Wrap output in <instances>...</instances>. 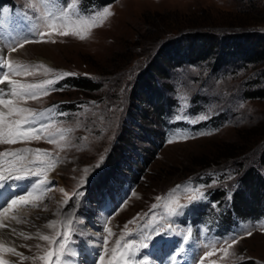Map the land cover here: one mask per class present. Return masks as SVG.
<instances>
[{
    "label": "rangeland",
    "instance_id": "obj_1",
    "mask_svg": "<svg viewBox=\"0 0 264 264\" xmlns=\"http://www.w3.org/2000/svg\"><path fill=\"white\" fill-rule=\"evenodd\" d=\"M106 6L114 15L92 29L87 39L55 35V43H30L11 54L29 64L43 63L75 73L56 85L64 90L27 104L37 112L56 106L54 112L45 114V122L55 121L50 129L53 132L72 129L68 147L61 150L43 139L0 145V151L46 149L58 159L57 167L48 172L52 190L40 207L19 210L28 221V234L49 219H59L53 213L68 199L64 211L76 208L72 249L78 255L71 261L98 264L99 245L107 235L103 231L106 221L113 232L107 245L110 253L124 233V225L138 213H149L151 205L158 203L157 196L164 198L155 210L159 219L169 199L188 203V189L215 181L214 186L204 189L206 199L189 204L182 215L173 218L181 231L190 226L193 232L190 247L186 245V253L177 258L179 264H199L197 257L203 254L204 243L245 228H252L253 235L234 245L229 255L216 252L205 264L212 260L216 264H264V229L257 227L264 223V187L254 183L250 188L240 178L253 167L264 180V163L260 161L264 152V97L245 94L264 86V55L251 62L232 52L227 61L217 64V50L194 59L186 42L181 50L174 47L169 58L159 55L164 44L176 36L185 39L204 33L222 36L253 31L264 43V0H82L80 5L88 12ZM25 11V0H0V44L13 29L21 27ZM154 60L167 74L157 81L149 70L156 83V89H151L141 82ZM53 75L39 68L35 75L13 78L37 83ZM83 78L96 82L97 87L75 86L74 80ZM201 115L208 119L190 122ZM185 134L195 138L168 143ZM64 143L58 139L59 145ZM32 159L35 154H29ZM85 168L90 170L87 176ZM33 179L15 183L29 186ZM82 179L85 183L81 187ZM177 185L180 188L169 198L168 193ZM77 191L83 194L73 195ZM142 223L129 224L128 229L139 235ZM28 240L27 244L22 242L31 246L25 247L24 255H42L47 242ZM154 240L148 249L141 250L149 254V264H172L181 237L169 232L163 239L154 236ZM5 258L18 260L9 254ZM22 264L42 262L25 260Z\"/></svg>",
    "mask_w": 264,
    "mask_h": 264
},
{
    "label": "snow or ice",
    "instance_id": "obj_2",
    "mask_svg": "<svg viewBox=\"0 0 264 264\" xmlns=\"http://www.w3.org/2000/svg\"><path fill=\"white\" fill-rule=\"evenodd\" d=\"M28 11H25L21 21V27L13 29V33L0 44V145H13L18 142H30L45 140L49 144H57L58 147H68L71 143L69 134L71 128L58 129L53 132L50 129L55 121L45 122L46 113L55 111L56 106L45 109L44 112H37L35 109L28 107L29 100H37L41 96H47L54 91H62L63 87L57 88L56 85L67 77L75 75L66 71H59L40 63L33 65L18 60L11 56L12 53L23 49L25 45L30 43L51 42L56 40L53 36H73L79 40H85L91 35V30L100 27L114 13L110 7H104L100 11L88 12L82 9L80 5L82 0H25ZM43 68L45 73H53L51 79H44L37 83L26 82L23 79H15L13 77H27L35 75V70ZM66 115V113H59ZM181 119V116H177ZM206 115H201L197 119L190 121L197 123L200 120H206ZM211 133H199V135H209ZM188 135L173 137L168 143L177 142L179 139L187 140ZM59 141L65 143L61 146ZM29 154H35V159L29 160ZM104 156L100 157L102 162ZM58 165V159L52 156V153L46 149L17 148L14 150L0 151V264H22L25 260H39L42 264H70L73 257L78 253L72 249V236L76 233L74 226V217L76 208L73 207L67 212L64 208L68 205V199H65L53 216L59 219H49L42 226L43 229L51 230L50 234H44L41 228H37L34 234H26L23 231L17 232L10 222L15 224L28 223L20 214L21 208L31 207L39 208L46 198V193L52 190V181L48 178V172L54 170ZM99 167V163L95 166ZM85 176L90 171L88 168L84 170ZM23 173V174H20ZM29 186H23L19 181L29 179ZM15 191H11L10 195L6 194L7 189L13 187ZM85 180L80 181L79 186H83ZM212 185L197 186L188 189V203H180L179 198L169 199L163 204L165 213L157 219L155 210L161 207L159 202L163 197L157 196L155 199L158 203H153L149 213L143 215L137 214L132 220L124 225V233L115 241V246L109 250L107 245L109 237L113 235L112 229L108 226L110 221H106L103 227L104 233L107 235L102 237V244L99 245L101 251L97 253L98 264H149V254H143L142 249H148L150 244H154V236L163 239L164 235L171 232L173 235H179L181 240L176 244L175 256H173L172 264H179L178 257L187 251L186 245L190 247V239L193 235L192 228L189 226L181 231L173 218H178L183 214V210L198 200L207 198L204 190ZM7 185V189H5ZM180 185L172 189L168 193L171 198L176 193ZM63 191V190H61ZM83 193L77 191L73 195L79 197ZM70 199V198H69ZM79 200H76V204ZM127 204V198L123 201ZM215 207V204H213ZM47 210V205H44ZM10 213H14L9 215ZM151 213V215H150ZM142 221V230L137 235L133 230L128 229L129 224H136ZM264 229V223L257 225ZM150 229V232L148 231ZM253 235L252 228H245L242 232L232 234L220 240H212L202 245L203 254L198 256L199 264H205L207 258L212 257L216 252H223L225 256L229 255V250L233 249L240 240L246 236ZM8 236H19L23 239L37 238L40 241L47 242V247L43 249L42 255L26 256L17 250L15 242L13 246H7L6 239ZM131 237V238H127ZM127 238V239H126ZM226 245V247H225ZM21 247H31L28 245H20ZM37 249H41L40 244H36ZM5 254L17 259H6ZM235 255V253H232ZM107 256V259H106ZM141 256L142 258H137ZM243 259V257H240ZM211 264H216L212 260Z\"/></svg>",
    "mask_w": 264,
    "mask_h": 264
},
{
    "label": "trees",
    "instance_id": "obj_3",
    "mask_svg": "<svg viewBox=\"0 0 264 264\" xmlns=\"http://www.w3.org/2000/svg\"><path fill=\"white\" fill-rule=\"evenodd\" d=\"M186 38L183 39L179 36H176L169 40L166 44H164L159 55L161 56L163 54L162 56H164V58H169V53L171 50L176 46V48H180L183 42L187 43V49L192 54L194 59H202L211 52L216 53L215 50H217L215 57L217 64L227 61V56H229L232 52L240 54L241 57L251 62L257 61V58L264 55V43H262L263 38L261 35L256 34L253 31L245 33L238 32L235 34H224L222 36L204 33L189 35L188 38ZM155 60L149 65L146 77L142 78L141 86L143 87L145 86L151 89H156V83L154 78L150 75V71L158 77L157 81L160 76H166L167 74L166 70L160 64L155 63ZM74 81H76L75 86L81 89H94L97 87V83L91 81L88 78ZM245 94L247 97H264V86H257L251 90H246ZM143 95H145V92H143ZM260 161L264 163V152L260 156ZM240 178L243 179L246 185L250 188L255 186L254 183H258L260 186L264 187V180L259 176L256 169L253 167H249L247 170H245Z\"/></svg>",
    "mask_w": 264,
    "mask_h": 264
},
{
    "label": "bare ground",
    "instance_id": "obj_4",
    "mask_svg": "<svg viewBox=\"0 0 264 264\" xmlns=\"http://www.w3.org/2000/svg\"><path fill=\"white\" fill-rule=\"evenodd\" d=\"M3 87H4V85H3ZM6 87V86H5ZM25 183V182H24ZM25 185H26V183H25ZM9 192V191H8ZM13 213H10L9 215H12ZM6 222H8V223H10L11 224V226L12 227H15L16 229H17V232H19V231H23V232H25L26 234H28L29 232H28V227L27 226H25V223H21V225L20 224H15V222H10V221H6ZM42 226L43 225H41L39 228H41L42 229V232L44 233V234H47V232H48V229H43L42 228ZM32 228V227H31ZM37 230V229H36ZM36 230L35 231H31V233H35L36 232ZM0 232H6V230H0ZM36 240L35 241H40V240H38L37 238H35ZM12 241H14L15 242V245L17 246V250L18 251H20V252H22V253H24V251H25V247H21L20 245H22V242L24 241L25 243L24 244H27V241H29L28 239L26 240V239H23L22 237H19V236H8L7 237V239H6V244L7 245H9V246H13V244L11 243ZM70 264H75L74 262H72V263H70Z\"/></svg>",
    "mask_w": 264,
    "mask_h": 264
}]
</instances>
